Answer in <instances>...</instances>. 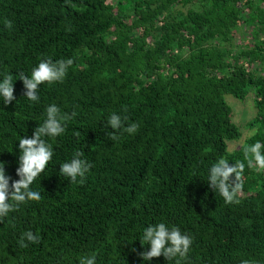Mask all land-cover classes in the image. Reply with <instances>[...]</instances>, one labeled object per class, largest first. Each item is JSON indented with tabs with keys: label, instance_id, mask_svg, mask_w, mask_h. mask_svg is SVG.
Instances as JSON below:
<instances>
[{
	"label": "trees",
	"instance_id": "16d2710c",
	"mask_svg": "<svg viewBox=\"0 0 264 264\" xmlns=\"http://www.w3.org/2000/svg\"><path fill=\"white\" fill-rule=\"evenodd\" d=\"M241 27L250 40L238 46ZM44 57L72 58L64 79L42 82L30 103L17 78L14 99L0 104L9 186L18 139L44 107L71 119L45 137L52 158L30 185L40 199L0 218V264H79L93 254L97 264H141L139 233L151 222L193 237L182 264H264V172L246 166L228 203L206 181L219 156L243 160L244 145L264 143V0H0V71L28 75ZM248 89L256 112L244 125L256 134L228 151L240 130L223 95L243 100ZM122 108L137 127L112 140L104 121ZM77 148L91 162L83 183L58 172ZM26 229L40 240L20 248Z\"/></svg>",
	"mask_w": 264,
	"mask_h": 264
},
{
	"label": "clouds",
	"instance_id": "9594fccd",
	"mask_svg": "<svg viewBox=\"0 0 264 264\" xmlns=\"http://www.w3.org/2000/svg\"><path fill=\"white\" fill-rule=\"evenodd\" d=\"M12 22L5 19L3 25L10 28ZM71 57L52 60L49 57L40 59L30 68L28 75L19 73L13 75L6 69L0 71V104L7 105L13 98L12 83L19 78L24 87L23 96L31 102H38V85L42 82L49 84L62 81L72 65ZM127 111L122 108L120 112H111L107 115L104 124L110 126L112 131L105 133L112 139H119L120 133H134L137 125L129 123L128 116L123 114ZM74 115V113H73ZM71 116L62 114L60 108L51 103L44 107L42 119L32 130L30 137H19L16 145L18 149V166L15 169L17 180L9 186V177L5 175L3 163L0 162V218L27 201L40 199V193L33 190L30 185L34 178L45 168L46 163L52 158L53 147L45 139L61 135L65 131L66 122ZM65 122V123H62ZM256 134V129L248 130V135ZM243 160L232 162L226 156H219L208 164L206 168V181L208 186L217 192L225 201L232 202L242 185L240 176L245 167L254 169L256 172H264V143L257 139L243 146ZM229 161L232 163L229 164ZM91 162L87 160L81 148L75 149L70 157L59 163V174L67 178L69 182L83 183L89 172ZM231 174V180H230ZM40 237L31 230H24L17 241L20 248L27 243L37 244ZM139 242L146 245V249L137 253L141 258V264L149 262L151 258L162 255L165 261L172 264H182L187 259L193 237L182 231L175 225H166L164 222H151L144 225L139 233ZM79 264H97L96 255H82ZM122 264H125L122 257ZM240 264H252L249 260H242ZM258 264V262H257Z\"/></svg>",
	"mask_w": 264,
	"mask_h": 264
},
{
	"label": "rangeland",
	"instance_id": "374dc122",
	"mask_svg": "<svg viewBox=\"0 0 264 264\" xmlns=\"http://www.w3.org/2000/svg\"><path fill=\"white\" fill-rule=\"evenodd\" d=\"M249 32L250 29L248 27L239 28L234 37L236 45L239 46L244 43H248L250 40ZM256 67H260V64H258ZM223 98L231 110L232 122L238 125L240 130V136L238 138L231 139L226 142L227 150L232 151L241 146L244 140L249 136V128L244 124L255 115L256 109L253 104V93L251 89H248L243 100L236 99L229 94H224Z\"/></svg>",
	"mask_w": 264,
	"mask_h": 264
}]
</instances>
